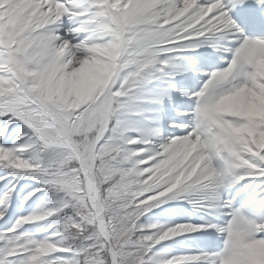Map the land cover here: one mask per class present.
<instances>
[{"label": "snow or ice", "instance_id": "1", "mask_svg": "<svg viewBox=\"0 0 264 264\" xmlns=\"http://www.w3.org/2000/svg\"><path fill=\"white\" fill-rule=\"evenodd\" d=\"M0 264H264V0H0Z\"/></svg>", "mask_w": 264, "mask_h": 264}]
</instances>
